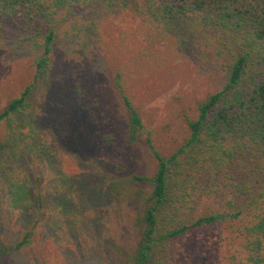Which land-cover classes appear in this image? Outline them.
<instances>
[{
    "label": "rangeland",
    "instance_id": "rangeland-1",
    "mask_svg": "<svg viewBox=\"0 0 264 264\" xmlns=\"http://www.w3.org/2000/svg\"><path fill=\"white\" fill-rule=\"evenodd\" d=\"M139 1L61 22L39 73L46 20L0 16V107L31 84L29 113L0 125V264H128L148 188L131 175L156 169L147 137L160 154L175 151L187 118L225 82L233 38L187 18L160 22L162 34L147 29ZM124 96L142 122L133 139ZM236 158L207 175L211 199L235 189ZM32 222L30 242L16 248Z\"/></svg>",
    "mask_w": 264,
    "mask_h": 264
},
{
    "label": "trees",
    "instance_id": "trees-1",
    "mask_svg": "<svg viewBox=\"0 0 264 264\" xmlns=\"http://www.w3.org/2000/svg\"><path fill=\"white\" fill-rule=\"evenodd\" d=\"M129 1L0 0V16L46 20L49 28L36 60L39 73L61 22L77 12L85 13V19L119 14ZM132 1L131 5L140 4ZM142 5L147 29L164 33L160 22L187 18L223 30L238 50L223 85L187 118L188 134L175 151L162 155L147 137L156 169L152 175H131L148 188L141 205L140 241L128 264H190L199 249L211 258L199 257L197 264H264V0H143ZM30 88L25 85L0 107V125L14 113H29ZM124 102L133 139L142 122L126 96ZM237 156L236 181L229 172L235 189L218 195V201L211 199L215 181L207 183V175L212 170L219 173ZM204 194L208 196L202 200ZM34 232L32 222L16 248L28 244Z\"/></svg>",
    "mask_w": 264,
    "mask_h": 264
}]
</instances>
